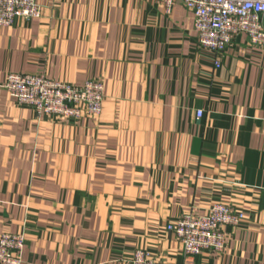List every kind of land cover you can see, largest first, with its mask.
Listing matches in <instances>:
<instances>
[{"label": "crops", "instance_id": "crops-1", "mask_svg": "<svg viewBox=\"0 0 264 264\" xmlns=\"http://www.w3.org/2000/svg\"><path fill=\"white\" fill-rule=\"evenodd\" d=\"M35 1L40 17L0 27V236L24 234L22 264H130L136 249L182 264L166 226L215 202L244 221L195 262L264 264V43L202 48L181 2ZM9 73L98 80L101 113L37 119L1 87Z\"/></svg>", "mask_w": 264, "mask_h": 264}, {"label": "built area", "instance_id": "built-area-1", "mask_svg": "<svg viewBox=\"0 0 264 264\" xmlns=\"http://www.w3.org/2000/svg\"><path fill=\"white\" fill-rule=\"evenodd\" d=\"M170 13L181 2L193 15L198 44L216 54L231 47L244 34L252 46L264 43V0H159ZM41 15L35 0H0V27L12 26L17 19L29 21ZM218 66L219 62L216 61ZM3 89L18 106L32 109L37 119L79 122L83 115L101 113L104 86L98 80L81 85L64 83L43 74L9 73ZM201 116V111L197 112ZM244 215L230 204L215 202L206 215H182L166 229L180 242L182 264H197L195 257L204 252L222 253L228 234L225 227H235ZM24 234L0 236V264H22ZM130 264H169L154 258L148 251L136 249Z\"/></svg>", "mask_w": 264, "mask_h": 264}]
</instances>
